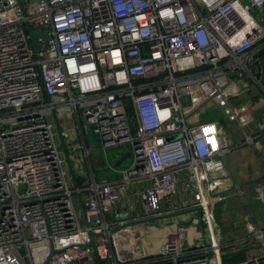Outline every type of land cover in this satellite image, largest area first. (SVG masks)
<instances>
[{"label": "built area", "instance_id": "built-area-1", "mask_svg": "<svg viewBox=\"0 0 264 264\" xmlns=\"http://www.w3.org/2000/svg\"><path fill=\"white\" fill-rule=\"evenodd\" d=\"M20 3L0 0V264H219L215 246L186 249L181 226L154 252L134 243L133 255L119 253L115 239L129 241L139 225L115 230L173 213L160 206L180 182L186 197L178 211L197 209L212 227L213 177L238 146L201 111L218 102L242 124L230 106L232 79L243 82L237 90L251 79L264 95L256 63L264 55V0ZM28 29L47 30L37 56ZM53 112L68 113L80 137L83 118L102 150L131 151L126 167L109 165L119 181L91 173L74 184ZM80 149L88 158L91 150ZM179 171L187 173L182 180ZM134 183L138 198L116 211ZM138 205L142 215L130 217ZM249 236L264 247V230ZM238 264H264V254Z\"/></svg>", "mask_w": 264, "mask_h": 264}, {"label": "crops", "instance_id": "crops-1", "mask_svg": "<svg viewBox=\"0 0 264 264\" xmlns=\"http://www.w3.org/2000/svg\"><path fill=\"white\" fill-rule=\"evenodd\" d=\"M21 1L25 3L36 0ZM260 68L258 72H260ZM232 81L234 86L229 90L230 106L239 112L242 124H238L229 113H225L227 118L223 115L226 121L225 125L222 124L224 119L215 120L226 137L238 147L226 155L224 171L213 177L219 183V187L212 203L211 215L214 221L212 227L206 228L199 222L197 209L178 211L186 197L183 182H180L175 195L165 199L160 206L164 213L171 211L179 213L173 218L162 221V225H168V228L148 229L146 225L134 227L130 230L132 238H129V241H126V236L124 239H115L116 249L119 253L129 251L133 255L139 246L154 252L174 228L181 226L187 231V237L183 242L184 247L188 250L200 251L205 246H215L220 258L219 264H231L230 261L233 260L236 262L233 264H238L264 254V247L260 242L252 240L249 236L252 229L264 230V95L252 83L242 90H237L236 87H243V82L236 81V79H232ZM254 88L256 90L252 92ZM238 92L241 93L237 94ZM217 106L223 108V104L218 102L206 105V107L218 108ZM59 122L61 127L63 126L65 138L67 137V147L72 152L69 154L77 182L78 180L83 182L91 173L97 177L98 174L93 170L90 162L91 153L87 158L83 150L80 149L81 144L86 145L91 152L94 150L86 144L84 127L82 126L83 134L80 137L77 136L75 122L71 120L68 113L61 116ZM70 132L73 137H68L67 134ZM246 137L253 138L252 143H246ZM83 163L86 165L87 172L82 170ZM186 174L185 171L178 172L181 180ZM119 180L120 176L118 175L117 178L106 181ZM139 188L140 183L129 185L124 191L123 199L114 206L115 210L121 212L126 204L134 202L138 198ZM236 188L241 191V194L236 192ZM221 195L222 198L218 199ZM137 208L141 210V205H138ZM138 216L140 215H130V217ZM134 243L138 247L133 245ZM124 255L129 256L128 254Z\"/></svg>", "mask_w": 264, "mask_h": 264}, {"label": "rangeland", "instance_id": "rangeland-1", "mask_svg": "<svg viewBox=\"0 0 264 264\" xmlns=\"http://www.w3.org/2000/svg\"><path fill=\"white\" fill-rule=\"evenodd\" d=\"M253 14L257 18L260 17L258 12H254ZM259 22L262 25H264V21H259ZM245 79H249V78H245ZM249 80H251V79H249ZM249 80H245V81H247L248 83H251ZM255 90L256 89L254 88V90H252V92H255ZM217 107L219 109L216 107H204L201 111L202 120L203 121L220 120L221 118L224 119L223 115L225 118H227L225 115L227 113H229V111L226 110V108H224V106H223V108L221 106L220 107L217 106ZM80 121H81L82 126L84 127L86 144L89 147H92L94 149L91 152L90 162L92 164L93 170L96 172V174H98L97 175L98 180L99 181H106L109 179L113 180V179L117 178L119 174L115 173L111 169H109V165H111V166L113 165V161H114L113 158L117 152L125 151V150H127V148L121 147V148H109L106 150H102L101 149V141L99 139V136L94 132V127L91 125H87L83 118H81ZM225 123H226V121L224 119L222 121V124L225 125ZM61 129H62V132H64L63 126L61 127ZM71 133L72 132L67 134L68 137L71 136ZM71 137H73V136H71ZM65 141L67 143V137L65 138ZM68 149H69V147H68ZM69 151H70L69 153L72 154L71 149H69ZM124 162H126V161H124ZM125 166L126 165L124 164L122 167H117V170L122 169ZM81 167H82L83 171L87 172V168H86L85 163H83L81 165ZM135 214L142 215V212L140 209H137V212H134L132 214L130 213L129 216L130 215L135 216ZM162 223H163L162 221H158V222L148 223L145 225L148 227V229H155V228L160 229V230L167 229L168 225H162Z\"/></svg>", "mask_w": 264, "mask_h": 264}, {"label": "water", "instance_id": "water-1", "mask_svg": "<svg viewBox=\"0 0 264 264\" xmlns=\"http://www.w3.org/2000/svg\"><path fill=\"white\" fill-rule=\"evenodd\" d=\"M17 1H18V5H21L20 0H17ZM28 31H29L30 41H31L34 53L37 56L40 51L45 49L44 44L39 42V39L44 40L47 37V30L44 29V30L30 31L28 29ZM256 63L259 64L261 69H262L260 81L264 85V55L259 57ZM254 66H255V64L252 66V68ZM52 116H53V122L55 125V129L57 132V136L59 139V143H60V146H61V149L63 152V156H64L65 161H66L68 172H69L70 177H71L72 181L74 182V184L77 185L78 182H77V178L75 176L73 163H72L69 151H68V147H67V143L65 141L64 134H63L61 126H60L59 118L55 112H53ZM113 159H114L113 165L115 167H122L124 164L127 166L131 160V151L129 149H127L125 151L117 152L114 155ZM123 160L126 162H124ZM178 214L179 213H170V214H165L162 216H156V217H152V218H146V219H142V220H138V221H134V222H129V223L125 224L124 226L117 228L115 231H118V230L125 228L127 226L145 225L148 223L168 220L170 218L175 217ZM91 245L93 246V242L91 243Z\"/></svg>", "mask_w": 264, "mask_h": 264}, {"label": "trees", "instance_id": "trees-1", "mask_svg": "<svg viewBox=\"0 0 264 264\" xmlns=\"http://www.w3.org/2000/svg\"><path fill=\"white\" fill-rule=\"evenodd\" d=\"M78 183H80L79 180H78ZM230 263L233 264V263H236V262L233 260V261H230ZM225 264H229V263H225Z\"/></svg>", "mask_w": 264, "mask_h": 264}]
</instances>
